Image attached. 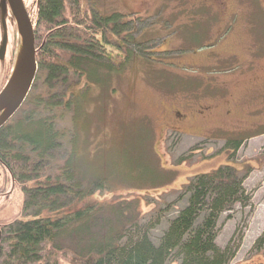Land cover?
<instances>
[{"label": "trees", "instance_id": "trees-1", "mask_svg": "<svg viewBox=\"0 0 264 264\" xmlns=\"http://www.w3.org/2000/svg\"><path fill=\"white\" fill-rule=\"evenodd\" d=\"M84 3L36 0L38 74L15 117L0 129V164L24 194L22 218L2 226L5 255L0 256V264H61V260L73 264H230L238 245L233 240L224 248L217 244L218 220L235 205L248 206L252 201L244 185L249 172L240 173L230 162L195 176L181 189L168 207L185 204L167 220L158 242L150 231L161 224L163 216L144 223L140 199L94 198L96 193L104 195L111 183L101 163L89 164V149L84 153L85 149H79L81 129L91 122L85 106L101 100L103 110L107 109L113 54L122 56L127 39L140 42L132 30L123 42L125 23H119L120 15H104L93 4ZM114 36L119 40H112ZM128 56L137 52L131 50ZM97 85L103 95L93 99L89 92ZM84 141L92 143L90 131ZM244 141L229 140L225 148L235 155ZM82 154L87 155L85 159ZM185 161L181 157L178 165ZM134 164L122 168L130 170ZM94 166L99 171H90ZM93 224L101 225L98 237ZM73 235L79 238L78 249L73 243H63ZM86 236L92 238L90 243ZM123 237H127L124 243ZM259 242H264V235Z\"/></svg>", "mask_w": 264, "mask_h": 264}, {"label": "rangeland", "instance_id": "rangeland-1", "mask_svg": "<svg viewBox=\"0 0 264 264\" xmlns=\"http://www.w3.org/2000/svg\"><path fill=\"white\" fill-rule=\"evenodd\" d=\"M160 2L85 0L84 5L91 3L104 15L122 17L119 23H125L123 42L132 30L133 37L141 43L127 39L122 56L113 54L114 62L108 69L107 109L103 110L101 100L85 106L91 113V122L90 127L81 129L79 149H85L83 153L89 149V164L101 163L111 183L104 195L96 193L94 198L140 199L144 223L155 221L159 214L163 216L161 224L150 231L151 238L158 242L168 226L167 220L185 204L177 202L168 207L181 189L195 176L230 162L240 173L249 172L244 185L252 194V201L248 206L237 204L221 215L216 242L222 248L230 240L238 245L230 264H264V242L257 243L264 235V61L250 68L239 61L208 66L201 57L188 60L181 54L183 51H175L165 39L178 22L170 18V3L166 1L164 6V1ZM25 4L35 20L36 0H25ZM7 15L8 11L1 10L0 30L4 29L3 19L7 22ZM13 21L5 61L0 62V92L11 76L20 46L14 17ZM263 28L257 16L241 12L232 37L236 51L243 54L251 36H260ZM3 38L0 31V47ZM115 39L119 37H112ZM131 50L137 56H128ZM149 57L153 59L146 61ZM89 95L95 99L103 91L97 85ZM207 106L209 112L201 113ZM88 131L92 143L84 141ZM229 140L246 142L234 155L232 149L225 148ZM97 149L103 154L94 153ZM82 156L85 159L87 155ZM181 157L186 161L178 165ZM78 163L81 165L80 160ZM133 163L130 170L122 168ZM95 166L90 170L93 173L100 169ZM118 168L119 172H113ZM23 202L21 185L0 164V224L22 218ZM93 225L95 236H100L101 225ZM91 239L86 236L89 243ZM78 240L73 235V239L64 238L63 243H73L78 249ZM126 240L127 237L122 238L123 243ZM61 264L73 263L61 260Z\"/></svg>", "mask_w": 264, "mask_h": 264}, {"label": "flooded vegetation", "instance_id": "flooded-vegetation-1", "mask_svg": "<svg viewBox=\"0 0 264 264\" xmlns=\"http://www.w3.org/2000/svg\"><path fill=\"white\" fill-rule=\"evenodd\" d=\"M160 1V3L164 1V6H166V1L170 3L171 8L169 9L172 15L170 18L175 19L174 22H178L176 25L173 24L172 32L165 39L170 41L175 51H183L181 54L188 57V60L192 61L196 57H201L204 62H207L206 64H208V66H227L239 61L241 63L244 62L249 64L250 66L248 67L250 68L255 67L258 61H264V31L258 37L251 36L250 43L243 48L244 50L242 49L243 54L236 51V44L234 43V39H232L235 33L234 29L237 17L241 12L246 11L248 14L257 16L262 21V24H264V0ZM7 11L8 48L10 34L13 32V30L10 29L12 24H14V21L9 8ZM204 22H206L208 26H197L199 23ZM0 31L4 37L5 30L3 29ZM193 46L196 47L194 48ZM152 59V57H149L145 60L151 61ZM4 61L5 58L4 60L0 59V62ZM209 110V106L204 107L201 113L207 114ZM12 118H10L9 121ZM8 122H6L2 127H4ZM3 225H6V223L0 224V256L5 255L2 250Z\"/></svg>", "mask_w": 264, "mask_h": 264}, {"label": "water", "instance_id": "water-1", "mask_svg": "<svg viewBox=\"0 0 264 264\" xmlns=\"http://www.w3.org/2000/svg\"><path fill=\"white\" fill-rule=\"evenodd\" d=\"M10 9L15 18L20 46L12 74L0 92V128L20 109L29 95L38 74L34 23L24 0H1L0 9ZM5 35L0 48L4 60L8 43L7 22L3 19ZM1 238V233H0Z\"/></svg>", "mask_w": 264, "mask_h": 264}]
</instances>
